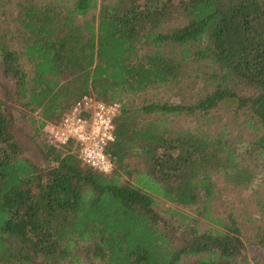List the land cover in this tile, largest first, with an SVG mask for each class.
I'll return each mask as SVG.
<instances>
[{"label":"trees","instance_id":"16d2710c","mask_svg":"<svg viewBox=\"0 0 264 264\" xmlns=\"http://www.w3.org/2000/svg\"><path fill=\"white\" fill-rule=\"evenodd\" d=\"M60 1L21 7L22 52L0 33V264H264L247 257L235 219L211 208L221 181L252 182L218 111L244 118L254 134L245 155L264 174V0ZM194 64L208 72L189 86ZM84 96L118 105L109 173L47 132ZM12 105L39 119L16 135ZM160 201L194 208L165 211L180 233ZM256 238L264 249V233Z\"/></svg>","mask_w":264,"mask_h":264},{"label":"rangeland","instance_id":"374dc122","mask_svg":"<svg viewBox=\"0 0 264 264\" xmlns=\"http://www.w3.org/2000/svg\"><path fill=\"white\" fill-rule=\"evenodd\" d=\"M101 0H99L98 5ZM35 4L39 7L50 6L55 9L62 7L60 0H2L0 2V33H5L6 40L11 46V49L18 52L23 50V38L20 36L21 32L19 27V21L21 16V7L29 4ZM65 6L69 8L70 2L66 0ZM97 15V10L91 11V13L85 18H78L77 23L82 24L89 21L93 16ZM21 64L26 72H31L30 66L26 63L25 58L21 59ZM208 72V69L204 64L188 65L186 68L187 81L186 85L194 86L199 83L203 74ZM0 76V83H2ZM183 97L180 101H187L191 92L190 88H185ZM158 96L168 101L177 103V99L171 98L170 94L163 90H153L147 94V97ZM3 98L0 89V99ZM14 115L16 120L15 134L26 131V122L28 116L38 118V113L29 114L26 111L19 110L15 106ZM225 111H218L216 114L217 120L223 121L230 131L232 140L234 142V149L243 161V164L247 166L252 172V182L249 185H229L227 186L222 181L219 184V190L217 198L212 203V211L214 217L227 218L232 216L235 219L237 228L240 231L242 240L246 247L247 257L257 259L264 262V249L259 245L256 246L257 241L256 235L259 232L264 233V174L258 167V162L253 161L252 157L248 159L245 153L249 149L250 143L253 141L254 134L252 131L247 129L245 125H242L244 118L234 117L227 114ZM59 123V122H58ZM57 123V124H58ZM181 124L187 126L189 121H181ZM49 126V125H48ZM16 137V136H15ZM18 137V136H17ZM22 142L24 148L33 157V160L38 163V157L36 147L33 146V142L30 138L23 136L18 137ZM160 204L156 207L157 211L162 217V221L165 222L170 229L178 230V233L182 231L180 223L177 222L178 217H171L170 213L165 212L166 210L173 209L175 211H183L190 213L194 216V208L187 209L182 206H174L168 203L159 202ZM201 222V232H206L210 229L211 225L207 224L199 219Z\"/></svg>","mask_w":264,"mask_h":264},{"label":"built area","instance_id":"2783aa9c","mask_svg":"<svg viewBox=\"0 0 264 264\" xmlns=\"http://www.w3.org/2000/svg\"><path fill=\"white\" fill-rule=\"evenodd\" d=\"M117 110L116 104L106 105L84 96L57 125L47 127L49 138L59 147L69 141L78 143V158L82 163L109 173L112 163L105 154V148L113 141V118Z\"/></svg>","mask_w":264,"mask_h":264},{"label":"bare ground","instance_id":"6f19581e","mask_svg":"<svg viewBox=\"0 0 264 264\" xmlns=\"http://www.w3.org/2000/svg\"><path fill=\"white\" fill-rule=\"evenodd\" d=\"M49 125H51V124H49Z\"/></svg>","mask_w":264,"mask_h":264}]
</instances>
